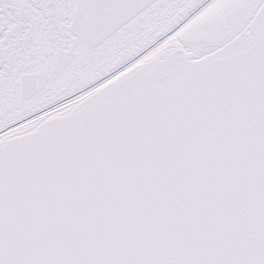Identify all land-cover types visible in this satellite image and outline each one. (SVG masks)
Wrapping results in <instances>:
<instances>
[{
    "label": "snow or ice",
    "instance_id": "obj_1",
    "mask_svg": "<svg viewBox=\"0 0 264 264\" xmlns=\"http://www.w3.org/2000/svg\"><path fill=\"white\" fill-rule=\"evenodd\" d=\"M0 264H264V0H0Z\"/></svg>",
    "mask_w": 264,
    "mask_h": 264
}]
</instances>
